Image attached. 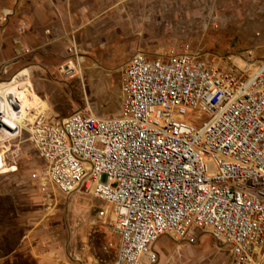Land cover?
I'll return each instance as SVG.
<instances>
[{
  "label": "built area",
  "instance_id": "2783aa9c",
  "mask_svg": "<svg viewBox=\"0 0 264 264\" xmlns=\"http://www.w3.org/2000/svg\"><path fill=\"white\" fill-rule=\"evenodd\" d=\"M215 60L188 46L135 51L109 117L86 107L29 120L7 95L14 136L26 131L43 163L40 192L104 205L97 215L117 237L111 264H155L161 237L194 243L198 233L228 248V264H264V58L248 70Z\"/></svg>",
  "mask_w": 264,
  "mask_h": 264
},
{
  "label": "rangeland",
  "instance_id": "374dc122",
  "mask_svg": "<svg viewBox=\"0 0 264 264\" xmlns=\"http://www.w3.org/2000/svg\"><path fill=\"white\" fill-rule=\"evenodd\" d=\"M3 10L11 15L0 21V84L24 83L54 120L86 107L103 117L118 113L120 67L137 50L188 46L220 68L245 70L264 58V0H0V16ZM68 62L76 75L65 73ZM6 135L0 264H111L117 237L97 215L104 205L79 192L42 194L43 163L28 133ZM197 236L194 243L161 237L155 264H228L226 246Z\"/></svg>",
  "mask_w": 264,
  "mask_h": 264
},
{
  "label": "bare ground",
  "instance_id": "6f19581e",
  "mask_svg": "<svg viewBox=\"0 0 264 264\" xmlns=\"http://www.w3.org/2000/svg\"><path fill=\"white\" fill-rule=\"evenodd\" d=\"M68 64H69L68 70L72 71L74 69L75 74H72V75H76L78 68L77 69L74 68V66L71 62H69ZM22 84H24V83H22ZM22 84L17 83L16 79L13 80L12 85L10 87L8 86L9 83L8 84H0V112H1V114H3V116H2L3 121L0 122L1 123L0 125H3V127H5V131H6L5 135L8 134L9 132L13 133V131L11 130V128H12L11 124L7 119L5 109H4L5 108V100H6L7 95H11L15 98V100L18 102V106L21 107L23 113L29 114V117H30L29 120H32L36 115L39 114V112L41 113L43 111V108L45 105L44 102L38 100L34 96L32 90L28 86L25 85V87H24L25 91H23L22 86H24V85H22ZM40 110H42V111H40ZM22 127L23 126H21V128ZM6 137H7V135L5 136V138ZM2 139H4V138H2Z\"/></svg>",
  "mask_w": 264,
  "mask_h": 264
},
{
  "label": "crops",
  "instance_id": "0c3cea01",
  "mask_svg": "<svg viewBox=\"0 0 264 264\" xmlns=\"http://www.w3.org/2000/svg\"><path fill=\"white\" fill-rule=\"evenodd\" d=\"M5 13H6V14L8 13L9 16L11 15V12L6 11V10H3L1 14H5ZM17 39L20 40V37H18ZM15 41H17V40H15ZM197 237H198V236H197ZM156 244H157V243H156ZM156 244H155V245H156ZM155 245H154V251L156 252V254H157V258H158V253H157V249H156V246H155Z\"/></svg>",
  "mask_w": 264,
  "mask_h": 264
}]
</instances>
